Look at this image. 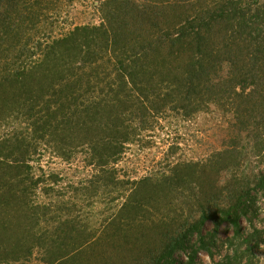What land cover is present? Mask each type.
<instances>
[{"label": "trees", "instance_id": "16d2710c", "mask_svg": "<svg viewBox=\"0 0 264 264\" xmlns=\"http://www.w3.org/2000/svg\"><path fill=\"white\" fill-rule=\"evenodd\" d=\"M30 1L0 0V43L17 35L15 20L40 23L44 18L42 12L34 14L35 4ZM98 1L99 25L74 28L46 52L42 44L28 49V39L20 44L24 50L20 57L40 55V60L22 71L8 72L9 67H4L0 77V117L11 111L5 107L21 106L22 99L28 102L21 110L24 128L15 138L0 139V264L13 262L12 253L22 247V240L7 239L9 230L19 232L16 225L12 227L14 221L8 223L7 211L15 208L14 202L30 201L46 182L42 175L35 180L29 162L49 138L56 142L63 136L62 141L75 142L68 146L85 150L98 190L107 180L114 181L111 174L117 173L109 168L123 158L126 144L153 127L150 118L167 110L183 111L192 118L204 108L223 114L234 137L202 165L177 164L170 173L152 174L135 184L138 187L124 204L121 212L126 216L120 217V223L137 230L106 235L112 241L108 246L117 250L115 257L110 251L108 260L110 264H195L204 252L213 264H240L260 249L262 236L254 228L243 238L242 221L253 222L258 196H264V2ZM168 11H173L170 21ZM166 16V24L158 23V17ZM249 151L255 164L247 159ZM60 155L70 159L68 153ZM222 175L228 177L222 187L210 182ZM49 176L52 181L59 179ZM209 221L215 225L212 236L203 231ZM224 223L234 231L225 243H243L233 255L216 261L213 249H218L217 232ZM126 247L128 263L119 253ZM179 252L187 255L186 263L175 260ZM100 256L107 255L103 251Z\"/></svg>", "mask_w": 264, "mask_h": 264}, {"label": "rangeland", "instance_id": "374dc122", "mask_svg": "<svg viewBox=\"0 0 264 264\" xmlns=\"http://www.w3.org/2000/svg\"><path fill=\"white\" fill-rule=\"evenodd\" d=\"M218 1L205 0V3ZM260 1L264 2V0ZM36 2H40L41 5L37 6ZM98 2V0H31L30 5L35 4L34 14L42 12L44 18L40 23L27 20L14 21V31H17V35L13 34L14 38L12 35L10 40L0 43V77L4 67H9L8 72L22 71L40 60V55L31 59L25 56L20 57L19 51H24L22 45L28 39L30 40L28 49L36 46L38 48L39 44H42L41 48L46 52L48 46H51L55 40L66 37L74 28L82 25H99L101 16L98 12ZM157 6L161 7L159 3ZM45 8L50 10L45 11ZM189 8L191 10L190 6ZM159 11L163 12V10ZM172 12H165L169 15V21V13ZM178 13L181 14V11L178 10ZM167 19L168 16L158 17L157 20L160 24L162 22L166 24ZM20 24L21 28H19ZM24 102L28 103L22 99L21 106L15 104L5 107L11 111L0 117V120H3L0 123V139L15 138L26 125L21 123V110L28 107V105L24 106ZM203 110L205 111L199 112L192 118L186 117L187 113L183 111L175 110H167L156 119L148 118L149 124L153 127L141 130L137 141L126 144L123 158L114 166H110L112 169L109 168L110 172L114 169L117 173L111 174L114 181L107 180L106 184L98 190H95V181L91 179L96 172L94 166L88 165L89 155L85 150H76L75 146H68V143L75 142L69 139L62 141L63 136L58 137L56 142H52L49 138L50 142L45 144L46 146H41L36 155L30 154L33 159L29 162L32 166L30 172L35 176V180L38 181L42 175L46 182L40 184L36 193L30 197V201L14 202L17 204L15 208L7 211L8 223L14 221L12 227L16 225L17 231L20 232L11 234L9 230L7 239L10 238L14 243L22 240V247L12 253L15 259L7 264H58L53 262L60 257H64L60 264L112 263L109 261V253L111 251L110 257H115L114 253L117 250L115 246H108V243L111 245L112 241H109L111 239L106 235L119 236L121 233L124 236L123 234L128 231L131 233L132 230H137L134 225L132 227V225L120 223V217L126 216L121 210L129 201L133 189L136 190L138 187L135 184L152 174L170 173L177 164L199 163L202 165L213 154L223 149L225 141H230L234 137L223 114L215 109L204 108ZM26 134L27 131H24V137ZM238 140L239 138L236 139ZM32 150L33 148L30 152ZM63 152L68 153L70 159L72 152L73 158L68 160L67 156L62 157L60 154ZM251 155L253 156V153L249 151L247 159H252ZM253 160L255 159H252V163H254ZM244 169L245 165L242 166L243 171ZM52 174L59 177L58 181H52L49 176ZM226 177V175L220 178L214 177L210 182H217L218 187H222ZM141 189L144 190L142 187ZM22 205H28V207L25 209L24 206L21 207ZM256 208L259 211L253 218V222L244 218L242 228L243 238H247L254 228L262 232L259 239L260 249L256 250V254L252 253L250 258L240 260V264H264L263 195L258 196ZM115 220L118 223L109 226ZM108 226L111 229L105 233ZM203 231L205 235H214V223L209 221ZM233 236L234 231L231 225L224 223L217 232L218 249H213L216 261L233 255L234 251L240 248L243 242L238 241L233 246L225 243ZM196 239L197 237H194L192 242ZM97 240H101V244L97 243ZM223 242L226 245H223ZM127 248L118 250L124 263H128L130 258L129 253L125 254ZM246 248L247 246L242 247L243 250ZM103 251L107 255L106 258L100 256ZM175 260L186 263L187 255L179 252L175 255ZM213 262L212 258L204 252H200L195 260V264H213Z\"/></svg>", "mask_w": 264, "mask_h": 264}]
</instances>
